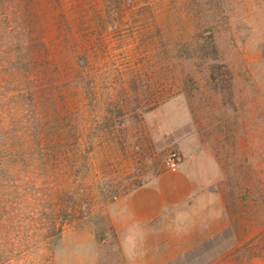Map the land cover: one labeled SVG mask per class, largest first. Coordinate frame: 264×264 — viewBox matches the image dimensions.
<instances>
[{"label":"rangeland","instance_id":"374dc122","mask_svg":"<svg viewBox=\"0 0 264 264\" xmlns=\"http://www.w3.org/2000/svg\"><path fill=\"white\" fill-rule=\"evenodd\" d=\"M61 1L66 23L52 9L45 39L68 74V110L80 108L93 143L79 180L88 209L53 245L48 186L13 162L19 38L5 35V20L18 3L0 0L2 264H264L247 259L259 246L264 0ZM172 154L190 162L206 196L142 250L122 249L111 199L168 171Z\"/></svg>","mask_w":264,"mask_h":264},{"label":"trees","instance_id":"16d2710c","mask_svg":"<svg viewBox=\"0 0 264 264\" xmlns=\"http://www.w3.org/2000/svg\"><path fill=\"white\" fill-rule=\"evenodd\" d=\"M17 3V6L11 5L5 20V35L19 38L16 65L21 88L17 98L20 100L18 122L22 135L13 162L38 170L45 180L43 184L48 186V193L43 209L55 214L50 226L55 245L61 239L65 225L81 219L87 208V203L84 208L85 198L79 192V180L83 177L93 143L84 138L80 108L77 106L73 112L68 110V74L58 69L57 60L50 58L51 49L45 39L50 13L52 9L62 10V1L17 0ZM60 17L66 23L63 10ZM248 198L251 208L256 209V199L252 195ZM116 199L114 196L110 203ZM18 213L11 214V221L19 217ZM247 251L250 253L247 259L259 257L264 261V168L260 166L259 246ZM2 260L0 246V264Z\"/></svg>","mask_w":264,"mask_h":264},{"label":"crops","instance_id":"0c3cea01","mask_svg":"<svg viewBox=\"0 0 264 264\" xmlns=\"http://www.w3.org/2000/svg\"><path fill=\"white\" fill-rule=\"evenodd\" d=\"M192 172L190 162H181L178 170L164 171L112 202L108 215L122 249L142 250L152 235L202 201L205 182Z\"/></svg>","mask_w":264,"mask_h":264},{"label":"built area","instance_id":"2783aa9c","mask_svg":"<svg viewBox=\"0 0 264 264\" xmlns=\"http://www.w3.org/2000/svg\"><path fill=\"white\" fill-rule=\"evenodd\" d=\"M181 163V159L177 154L170 155L166 160V167L169 171H176Z\"/></svg>","mask_w":264,"mask_h":264}]
</instances>
